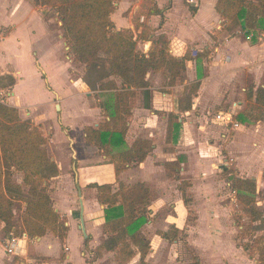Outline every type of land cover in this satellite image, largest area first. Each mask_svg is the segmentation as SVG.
<instances>
[{
	"label": "crops",
	"instance_id": "0c3cea01",
	"mask_svg": "<svg viewBox=\"0 0 264 264\" xmlns=\"http://www.w3.org/2000/svg\"><path fill=\"white\" fill-rule=\"evenodd\" d=\"M7 1H12L9 5L12 18L7 23V27H9L7 35L4 36L1 33L0 66L6 69L7 66H11L9 65L11 63L14 71L6 72L13 80L6 94L7 100L11 101L12 104L6 102V105L16 107L19 110L24 107H30V121L34 125H43L41 120L47 115L49 105L53 106L54 100L56 101L54 106L55 110L60 112V125L67 127L66 133L68 135L60 137L62 133L59 126L58 130L57 128L54 130L56 134L53 135L48 132L44 134V137L46 138V144H49L50 141L54 142V137L56 140H61V142L63 141L61 138H66L68 140L67 143L70 144L69 150L73 159L72 169L74 170L75 182L77 183L80 197L78 201V218L80 216L83 218L84 231H82L81 227L80 230L83 235L84 245L89 239L88 247L90 251H96V248L106 238L103 230L105 207L97 202L94 188L88 185L93 182L99 184L107 183L102 181L101 174H97L92 169H100L109 164L114 176L111 178L112 181L107 184H110L113 190L118 188L119 182L125 184L142 182L150 190H152L150 187H153L154 184L155 187L160 189V192H157L158 196L152 198L148 207L150 220L141 229L150 242V249L145 258L147 262L161 264L158 257L169 252L171 245L168 241L172 240L174 244L177 243L175 238L162 237V233H169L172 228L174 232H181L186 229L185 233L191 237V234H193L196 237L199 235L198 226L202 225L200 221H203L204 228L201 231V235L205 236L206 252L209 253L208 264H249L248 258L247 260L244 258L246 256L245 252L234 245L233 234L235 230L234 228L226 227L221 216L225 212L222 210L216 212V210L208 208L212 205L211 198L214 194L212 191H216L220 187L223 188L221 176L220 178H218L219 175L215 176V174L220 172L218 162L222 159L218 155L219 146L216 139L219 137L220 131L217 128H210V117L206 114V112H209L207 108L210 107V102L217 103L218 98L221 96V92L218 96L221 87L218 88L219 85L217 84L216 86L215 84L218 78L213 76L212 72H209L207 77L200 79V85L193 97L191 109L179 114L177 99L182 94L185 85L197 80L196 75L194 80L193 76H191L189 81L183 80L182 83L177 81L171 83L169 77L167 78L165 75L162 77L160 71L148 72L146 79L149 82V90L151 92L150 109L142 106V97L138 94L141 98V105L132 107L124 137L125 144L118 148L109 147V149L117 151L129 147L136 138L149 140L152 143V149L143 161L129 164L125 170L116 174L110 155L105 153L103 149L87 145L84 141V128L87 126L97 127L100 122L108 120V117L104 115L99 105H90V101L100 92L91 90L86 85L82 77V65H80L81 68L77 69V74L72 76L73 72L71 70L76 69L73 58L68 53L66 41L62 37L61 22L58 16L53 19L45 18V10L37 9L36 6L27 0ZM145 1L116 0L115 9L110 15L114 27L116 29L129 28L134 32L140 33L143 26H148L151 29L150 39H153L158 34H165L169 42V53L175 57L182 56L189 49L186 48L187 45L202 47V49L194 51L202 52L203 49H207L206 47L212 46L211 43L214 44L218 41L219 46H215L214 49L219 56L223 55L226 57L227 62L223 66L222 72H225L227 81L232 82L234 75H237L240 70H243V72L244 70L251 72L257 70V72H261V78H264V32L260 33L262 37H258V40L253 42L241 38L239 34L242 32L240 28H237L236 32L231 33V35L219 38L217 41L209 40L211 43L208 42L206 45L201 44L205 43L208 37L206 33L203 36L206 29L210 28L214 18H219L220 16L215 9L217 0H185L186 2L184 0H149V3ZM143 2L146 3L144 4L145 6H143ZM23 5L28 6L24 17L28 19L26 25L30 27L31 34L35 35L37 39L46 42L47 48L41 51L36 50L33 47L34 45L31 46L29 38L25 39L24 42L21 41L22 43L20 42L18 32L20 31L21 21H17V16ZM191 8L194 10L191 11ZM209 19L210 22L206 24ZM52 22H56L59 28L57 31H51L50 25ZM135 24L137 25V30H135ZM196 35H200V37H195ZM149 45L150 42L140 40L141 47L140 49L136 47V49L147 53ZM64 50L66 51L65 53H63ZM30 51L34 55L33 59L30 57ZM26 60L33 61L38 68V72L36 71L33 74L26 72L22 64ZM191 62H188L185 68L187 72H189ZM33 70L35 69L33 68ZM165 70L169 72V62L166 63ZM33 82H36V88ZM258 86L264 87V84H259L256 87ZM56 105L59 106L58 110ZM237 106L240 107V105H234V107ZM33 108L46 110H41L42 115H39V111H35ZM72 109L76 111V115L80 114L87 118L86 122L79 123L75 129L69 124ZM228 111L229 113H234L235 108H229ZM168 113L179 114L178 121L181 122V128L176 142H166L165 140ZM220 135L226 139L225 134ZM211 138H213V141ZM65 149L66 146H58V155L50 158L56 163L59 170V174L54 178L60 180L68 175L67 168L69 165L66 163V151L68 150ZM168 162L176 163L171 173L167 171L165 166ZM76 168L78 169L77 172L75 171ZM85 173L88 175H85ZM167 173L168 176L173 175L176 178L182 176V180H187L189 193L191 192L190 198H188L190 199L189 203L195 205L200 202L206 207L207 210H202V214H199L200 211L198 212L195 226L187 227L185 224L187 203L182 197H178L171 204L172 215L167 213L164 217L156 219L155 224L157 227L152 225V219L168 201L165 198V184L163 181L164 178H167ZM78 175L81 178H78ZM154 180L157 181L156 184ZM227 185L230 186L229 183ZM87 190H92V197L87 196ZM197 197H201V200L196 201ZM75 201L71 196H62L57 204H53L54 209L61 217L67 220L64 224L68 227L66 237L60 241L53 235L48 236L47 234L45 237L36 238L35 241L32 240L33 248L39 253V257L47 260L41 263H34L33 261L35 260L32 259L29 264H66L67 262L70 264H88L85 261L83 252H81L83 245L78 240L74 227V219L77 218L74 206ZM197 209L200 210L198 207ZM149 227H151L150 230L152 232H147ZM193 238L191 239L193 240ZM26 241L27 236L25 234L23 238L19 237L15 252L10 254L11 256L6 254L4 246H0V264H26L21 260L17 263L14 262L16 258H23L21 256L26 252ZM60 243H66L65 260H60L59 255L56 253ZM73 246L77 249L75 255L71 251ZM193 249L197 252L194 247ZM239 251H241L242 255L244 254V257L241 256L239 257L240 259L228 257L229 254H238ZM102 253L103 257L114 254L113 251H103ZM211 256L212 259L210 258ZM221 256L225 257L223 263H221ZM95 263L93 262L92 264ZM127 264H139L138 257H134Z\"/></svg>",
	"mask_w": 264,
	"mask_h": 264
},
{
	"label": "trees",
	"instance_id": "16d2710c",
	"mask_svg": "<svg viewBox=\"0 0 264 264\" xmlns=\"http://www.w3.org/2000/svg\"><path fill=\"white\" fill-rule=\"evenodd\" d=\"M115 2L30 0L32 5L49 6L56 13L68 53L74 61L85 67L84 82L91 90L108 94V99L99 104L108 120L100 122L97 127H85L84 141L109 154L115 173L119 174L129 164L143 161L152 149V143L143 138H136L129 147L117 151L109 149L125 144L127 122L133 100L138 94L142 97V106L150 109L151 92L146 74L150 70L161 71L169 62L170 82L175 83L188 62L194 57L205 56V52L193 53L187 49L182 56L175 57L169 53L165 34L150 39L151 29L148 26H143L138 34L129 28L116 29L110 18ZM215 9L223 19L226 31L233 33L234 29L240 28L245 35L249 30L264 32V0H217ZM136 27L135 24V30ZM137 39L150 42L147 53L136 49ZM201 67L196 65L197 80L185 85L177 99L179 114L192 107L193 97L204 76L200 72ZM246 100L245 114H238L236 118L240 122L246 119L263 120L264 87L249 86ZM179 114H167L166 142L177 141L181 128ZM45 144L46 138L39 125H34L28 119L23 120L16 107L0 102V223H3L8 236L10 233L17 235L12 231L13 204L20 201L25 203L20 222L28 236L42 237L50 231L60 241L66 237L68 227L53 208L45 186L47 180L59 174ZM165 166L171 173L176 163L168 162ZM14 172L21 174L23 186L12 180ZM88 186L94 188L97 202L105 207L103 230L106 238L96 248V252L113 251L118 264H127L136 256L139 264H153L145 260L150 242L141 231L150 220L148 207L153 198L152 191L142 182H119L116 190L107 183L93 182ZM230 186L237 190L242 203L247 204L252 200L251 196L248 198V193L253 194L255 191L254 179L238 178ZM247 199L250 200L247 202ZM249 211L253 220L262 224L260 211L252 207L248 208ZM169 235L168 232L162 233L164 238H171ZM250 248L258 255L259 262L264 264V228Z\"/></svg>",
	"mask_w": 264,
	"mask_h": 264
},
{
	"label": "rangeland",
	"instance_id": "374dc122",
	"mask_svg": "<svg viewBox=\"0 0 264 264\" xmlns=\"http://www.w3.org/2000/svg\"><path fill=\"white\" fill-rule=\"evenodd\" d=\"M30 3V0H27ZM153 1V0H152ZM150 1V3H152ZM185 1V0H184ZM188 1V0H187ZM145 2L149 3V0H146ZM143 2L144 4H146ZM186 2V1H185ZM12 3V1L7 0H0V32L5 36L7 35L9 31V27H7V23L12 18L9 6ZM194 4V3H193ZM37 9L40 8L41 10H45V18H51L53 19L56 15V13L50 9L49 6H43V7H36ZM28 10L27 5H23V8L20 10L19 15L17 16V21L20 22V31L18 32V36L20 37V42L25 41V39L29 38V41H31V46H33L36 50L41 51L44 48H47L46 42L41 41L35 37V35L31 34L30 27H27L26 23L28 22V19L24 16L26 15V12ZM207 20V18H205ZM210 19L206 22L209 23ZM51 31H57L59 28L57 27L56 22H52L50 25ZM237 28L234 29L232 32H236ZM208 35L205 43L201 44H208L209 40H219V38H224L227 35H231V31H226L224 28V21L219 16L213 19L212 25L209 29H206L204 32L205 36ZM135 34H138L135 32ZM193 36V35H192ZM239 36L244 39L251 40L253 42L257 41L258 37H262L260 32L257 30H249L248 34L240 33ZM238 36V37H239ZM195 37H200V35H196ZM253 39V40H252ZM16 40V38H15ZM222 40V39H220ZM22 43V42H21ZM211 43V42H209ZM252 43V42H251ZM199 44V43H197ZM212 46L206 47L207 49L204 50L203 57H194V59L191 62V67L189 69V72L187 70H183L181 73V76L179 79H177V82L182 83L183 80L191 79V76H193V80L195 79L196 71L194 72L196 65H201V71L204 75L203 78L207 77L209 75V72H212L213 76L218 78L215 81V84L219 85L218 88L221 87L220 91L218 92V96H221L218 98L217 103L210 102V107H208V111L206 114L208 117H210L209 125L212 129H219V137H217V144L219 146L218 149V155L222 157L220 161L218 162L220 167L219 174H215V176L219 175L218 178H222L223 180V188L220 187L214 192L211 201H212V207H208L211 210H216V212H219V210L224 211V215L222 216V219L225 222V225L227 228H234V234H233V242L234 245L238 248L240 247L245 252V257L242 255L241 251L237 254H229L228 257H232L235 259H240L239 257L243 256L246 260L248 258L249 264H261L258 260V255L255 252H252L250 246L251 243L256 240L257 237H259L262 234V229L264 228V119L260 121H251L249 119H246L244 122H240L236 116L237 114L244 115L245 114V108L247 103L246 100V89L249 86H254V88L259 84H264V78H261V72H257V70H254V72H251L249 70H240L237 75H234V79L232 82L227 81V76L225 75V72H222L223 66H225V63L227 62L226 57L223 55H218L216 50L214 49L215 46H219V42L212 44ZM136 47L140 49V40L137 39ZM213 47V48H212ZM186 48H189L192 50V52L196 51L197 49H202V47H196L195 45H187ZM66 51L64 50L63 53ZM220 52V51H219ZM30 57L33 59L34 55L30 51ZM10 63V62H9ZM74 66L76 70H71L72 76H75L77 74V69L81 68L80 65H82L83 75H85V67L83 64L78 63L73 60ZM23 68L26 70V72L33 74L34 72H38V68L34 65L33 61L26 60L25 62H22ZM10 67H6V69H3L0 66V101L8 102L9 104H12L11 101H8L6 94L8 93L9 86L13 82L10 75H8L6 72H12L14 71L13 65L10 63ZM25 66V67H24ZM33 68L35 70H33ZM150 70L149 72H151ZM155 72V71H154ZM162 73V77L165 75L167 78L170 79V70L167 72L164 69L160 71ZM169 73V75H168ZM195 73V74H194ZM263 74V72H262ZM258 76V77H257ZM258 78V80H257ZM261 79V80H260ZM34 87H37L36 82H33ZM93 93V92H92ZM223 97V98H222ZM108 99V94L101 92L96 95L94 99L90 101V105H99L102 101H105ZM140 96H137L134 98L132 107L141 105ZM140 100V104H139ZM222 100V101H221ZM55 100L53 103V106L50 104L47 109V115L43 118V125L39 124L43 134L54 133V130L57 128L59 129L60 126V132L63 135L67 136L66 133L67 127L65 125H60V112L55 110ZM240 102V103H239ZM233 103V104H232ZM232 104V106H231ZM234 105H240V107H234ZM229 108H235L234 113H229ZM32 110V109H31ZM35 111H39V115H42L41 110L45 111L46 109L39 108L35 109ZM206 110V109H205ZM19 115L23 120H31V117H29L30 107H24L21 110H19ZM231 114L232 116V123L224 124L223 121L217 118L218 115H227ZM87 118L84 116H81L80 114L76 115V111L72 109V116L71 119H69V124L73 129L77 127V125L81 122H86ZM239 124L238 126H235L236 123ZM220 134H225L226 139L221 137ZM52 135V136H53ZM50 136V137H52ZM61 140H56L54 137V142H51L49 144H45L46 151L49 155V157L57 156L58 155V146H66V163L69 165L67 168L68 175L64 177L62 180L57 178H51L46 181L45 186L46 189L52 199V206L54 208L53 204H57L58 200H60V197L62 196H71L76 201L74 202L75 211L77 212V218L74 219V227L77 232V238L79 241H81V244L83 245L81 252L84 254V258L86 263L92 264L93 262H96L95 264H118L116 261L115 254L106 255L103 257V253H98L96 251H90L88 240L86 241V244L84 245L83 241V235L80 230V222L78 218V211H79V194L77 190V183L75 182V174L74 170L72 169V158H71V152L69 150L70 144L67 143V139L61 138ZM213 141V138H211ZM216 141V140H215ZM213 143V142H212ZM90 150V149H89ZM88 150V151H89ZM53 161V160H52ZM54 162V161H53ZM62 169V167H61ZM76 168V172H77ZM97 172V174H101V179L103 182L110 183L113 178V171L109 164L103 166L100 169H92ZM91 171V170H90ZM85 175H88L85 173ZM90 175V174H89ZM158 175V174H156ZM162 175V174H161ZM87 177V176H86ZM78 178H81V176L78 175ZM88 178V177H87ZM181 177L176 178L175 176H168L167 178H164V187H165V198L168 199V201L162 206V208L157 212V214L152 219V225L154 227H157L155 224L156 219L159 217H164L165 214L169 213L171 214V204L176 201L178 197H182V199L185 200L186 207H187V217L185 218V224L186 226H195L197 224V217L198 212L199 214H202L201 211L206 209L204 207L203 203L192 205L188 201L190 199L189 196L191 195V192L189 193V185L187 184V180H182ZM242 178V179H254L255 181V191L253 194L248 193V198L250 196L252 197V200L249 203H242L240 199L237 196V190H233L232 186H228L227 183L231 184L232 181ZM85 179V178H84ZM99 179V178H98ZM168 179V180H167ZM213 179V178H212ZM12 180L15 183H21V174L14 172ZM167 180V181H166ZM155 181V180H154ZM152 181V182H154ZM179 181V182H178ZM157 181L154 183L156 184ZM166 182V183H165ZM158 184V183H157ZM23 186V185H22ZM24 190L26 189L23 187ZM115 189V187H113ZM152 190L153 198L158 196L157 192H160V189L155 187L153 184V187H150ZM182 188V189H181ZM87 196L92 197L91 192L92 190H87ZM234 191V192H233ZM168 192V193H167ZM218 192V193H216ZM94 195V194H93ZM203 198V197H202ZM201 200V197H197L196 201ZM204 200V198H203ZM250 199H247V202ZM25 203L20 201H15L13 204V228L12 231L16 233V237L23 238L24 234L27 236V241L25 242V251L21 257V259L16 258L14 259V262L17 263L20 260L25 262L26 264H29L30 260L34 259L35 262L41 263L45 262L46 258L39 257V253L36 251V249L33 248L34 244L32 243V240L35 241L36 238L39 237H31L28 236L25 232L24 228L21 225L20 222V214L24 210ZM200 208L199 209H197ZM252 207L253 209H256L260 211L262 215V224H260L259 221L253 220V215L248 212V208ZM245 209L247 211H245ZM207 210V209H206ZM226 214V215H225ZM62 220L65 221L66 218L61 217ZM202 225H199V235L198 236H189L184 231L181 232H174L173 228L169 231V237L175 238L177 243H173L172 240L168 241L171 245L169 252L162 256L159 255L158 259L161 262V264H208L209 262V253L206 252V244L205 236L201 235V231H203L204 228V222L200 221ZM1 224V223H0ZM186 227V228H187ZM151 227L148 228L147 232H152L150 230ZM48 234V236L53 235L50 231H47L44 235V237ZM54 236V235H53ZM8 237V233L2 228L0 230V246L3 247L4 240ZM43 237V236H42ZM55 237V236H54ZM195 237V238H193ZM57 238V237H56ZM193 238V240L191 239ZM58 239V238H57ZM191 244V245H190ZM65 244L60 243V245L57 248L56 253L59 255L60 260H65V254L67 248ZM197 250V252L193 249V247ZM247 246V247H246ZM245 247V248H244ZM5 250V249H4ZM38 250V249H37ZM72 254L75 255L77 252V249L75 246H73V249L71 250ZM6 252V251H5ZM8 256H11L10 254L6 253ZM202 256L200 257L199 256ZM204 259L202 261V259ZM212 259V256L210 257ZM222 262L225 260V257H222ZM98 259V260H97ZM203 263H202V262Z\"/></svg>",
	"mask_w": 264,
	"mask_h": 264
},
{
	"label": "built area",
	"instance_id": "2783aa9c",
	"mask_svg": "<svg viewBox=\"0 0 264 264\" xmlns=\"http://www.w3.org/2000/svg\"><path fill=\"white\" fill-rule=\"evenodd\" d=\"M0 39H1V32H0ZM217 118L220 119L221 121H223L224 124L232 123L231 114L221 115V116L218 115ZM234 125L238 126L239 124L236 122ZM2 228H3V223L0 224V230ZM18 239H19V237L13 236L11 233L8 237H6V239L4 240V245H3L6 253L13 254L15 252V248L17 246V240Z\"/></svg>",
	"mask_w": 264,
	"mask_h": 264
},
{
	"label": "water",
	"instance_id": "95a60500",
	"mask_svg": "<svg viewBox=\"0 0 264 264\" xmlns=\"http://www.w3.org/2000/svg\"><path fill=\"white\" fill-rule=\"evenodd\" d=\"M56 109L58 110L59 109V106L58 105H56ZM82 211V210H81ZM80 223H81V225H80V227L82 228V231H84V226H83V218H82V216H80Z\"/></svg>",
	"mask_w": 264,
	"mask_h": 264
}]
</instances>
